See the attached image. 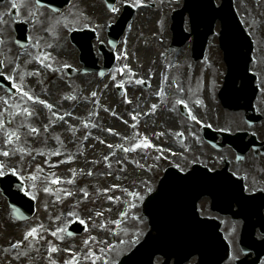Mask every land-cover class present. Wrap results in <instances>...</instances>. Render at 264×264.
<instances>
[{
    "label": "bare ground",
    "instance_id": "bare-ground-1",
    "mask_svg": "<svg viewBox=\"0 0 264 264\" xmlns=\"http://www.w3.org/2000/svg\"><path fill=\"white\" fill-rule=\"evenodd\" d=\"M167 23V22H165ZM166 28V25H165ZM134 29V25H133ZM132 31V30H131ZM157 31H160L157 29ZM152 35L154 32L151 33ZM135 37V36H134ZM128 38L130 39V43H134L135 40L132 36V34H129ZM155 36L149 37V38H143L140 47L141 51L139 50V54L141 56L142 62L148 61L150 57H152L154 54H150L148 50H143V46L152 44L154 42ZM139 42V40H137ZM57 50H60L58 47L56 48ZM186 49L182 50L180 52L183 53L185 52ZM128 55V54H127ZM70 57V56H68ZM158 70V69H156ZM80 87L77 88L79 91H73L72 89L68 90L65 87V82L61 80L60 84H53L49 90H48V97H50L54 91V88L56 91H68L69 95L71 98H74L76 96V101L78 103V109L82 112V114H86L84 109H86L85 103L82 104V101H87L88 98L85 96V90L89 87L88 80H85L82 83H79ZM163 86V85H160ZM159 86V92H162V87ZM89 89V88H88ZM39 103H37L35 109H34V114H32L29 117H25L24 113L20 115H15L14 119H18L20 117L22 118H30L35 121H39L41 118V111L39 110ZM113 110L114 109V101H110L109 103H104L103 105H100L99 108L101 111L105 113V115L109 117L108 112L106 109ZM160 109V108H159ZM155 109L156 115L159 118H163L164 116V110L163 109ZM87 115V114H86ZM91 122V131L95 134L99 133L102 129L101 127L105 126L104 121L101 119L100 115L97 113H93L90 115H87ZM4 116H1V119H3ZM15 124L11 125L10 127H19V129H15V132L19 135L20 139L19 140H13L12 143H9V156L6 158H2V154H0V165H3V169L5 171H10V170H20L19 164L22 165L24 162H28L27 169L24 171V177L28 178L30 183L35 182L36 184V195L39 197L40 202H39V212L37 213L35 219L31 221L30 223L27 224H18V225H12V218H11V213L9 212V208L7 207V204L5 202H0V223L3 224V227L0 228V247H21L23 250H26L28 248V251H30L31 247V242H32V237H29L28 242L24 239V236L32 229V228H37L38 232L41 230L46 231L47 234H44L42 237L47 239V246L48 247H56L59 249V251L55 253H76L78 252L77 249L70 250V251H65L66 249H71V247H78L83 244L84 241L91 240L90 238H95L97 241L100 240V236L102 233L106 232L108 226H112L115 224L118 229L123 230L127 227H131L134 224L129 221L127 218V221L125 225H120V222L122 221L119 219L122 215V212L120 209H117L116 204L112 203L111 201H107L106 204L102 206V208L98 207L97 209H94L91 212H86L84 208H82V211H85V213L77 212L76 215H81L83 216L81 219L84 221L91 220L92 218L89 216L91 215L95 219H98L103 222L102 224H97V225H92L90 227V233L86 235L84 238H79L71 241L70 238L64 237L63 235L57 234V236H53V239H51L52 232H54V228L50 226L49 224L42 225L43 223H46V221L50 218L51 214H54L56 217L55 223H64L66 224V221L68 222V219L65 217V209L71 205V206H79L82 207V201L80 199H73V193L71 191H68V189L59 187V191H57L56 195L53 197V200H55V204L53 200L51 201L50 199L48 200L45 196H47V191L45 189H49L47 186L48 181L51 179H56L59 178L60 183L62 182V178L67 175V179H77L81 177V172L77 169V164L76 165H67L64 166L65 169L68 171H61L59 175H54L55 171L51 170L48 172H45V167L42 164V159L39 157L37 153L34 152V148L36 147L37 139L39 138V135L36 133H30L31 138L27 140V136L29 133L27 132V128L22 126L21 124L18 123L17 120H13ZM28 126L29 123L27 121H24ZM70 124L72 125V121H70ZM63 127L61 125L59 126H53L52 127V132H58V131H63ZM129 130V129H128ZM128 130L125 128V132L127 133ZM30 136V135H29ZM46 157L48 159L47 165L53 166L58 164L61 160L67 157L64 153L68 150H70L71 146L73 143L70 141V139L65 138V137H60V140L56 142L57 137L56 136H50L49 134H46ZM93 140V138H92ZM96 140V139H95ZM129 140V142H132L130 138L126 139ZM95 142V141H94ZM91 143L90 140H88L85 143V150L83 152L86 153L85 155V160L88 158V156L92 155L93 153L97 152L98 149H101V145L96 144L99 142ZM120 142V141H119ZM118 143V142H117ZM116 144V143H114ZM5 148H2L0 150V153L4 152ZM59 152V155H55L54 153ZM62 154L64 156H62ZM84 155V154H83ZM27 156L30 157L29 160H26ZM84 164L83 162H80ZM135 176H125L121 177L122 175L116 174L114 177V180L112 181H104V184H101L100 182H97V186H99L102 191L104 192L105 190H113L115 188L120 187V185L124 186L125 189L128 185L132 186H138L140 183L144 182L147 180L146 174L139 169H136ZM76 172L77 177H74L71 175V172ZM83 172V171H82ZM126 175V173H125ZM32 177H36V179H32ZM77 181V180H75ZM86 183V182H84ZM128 183V184H125ZM85 186V185H84ZM35 187V186H34ZM89 190V187H88ZM34 191V192H35ZM132 191H128L130 193ZM68 193H71V195H68ZM107 193H102L99 196L103 199L105 198L104 195ZM1 198L5 199L3 195L1 194ZM60 196V197H59ZM49 197H52L49 195ZM63 203V204H62ZM54 205H57L59 207V210L56 211V208H54ZM130 209V207H128ZM102 213V215L98 216L97 213ZM39 220L38 222H36ZM104 221H109L108 223H104ZM101 229V230H100ZM129 230H125L122 236L128 235ZM49 233V234H48ZM10 236H13L12 241H8L5 244V241H2L1 238L8 239ZM62 237V239H61ZM101 245H104V240H102ZM38 245H36V248ZM20 251V250H19ZM44 253H47V250L44 251H38ZM2 256V253H0V257ZM17 258L22 259L21 253L19 252ZM4 259V258H3ZM36 259V264H42L44 256L42 257H31L28 260H23L22 264H32L31 260ZM58 259V257H57ZM2 261L0 260V263ZM14 260L11 259L10 264H14Z\"/></svg>",
    "mask_w": 264,
    "mask_h": 264
},
{
    "label": "rangeland",
    "instance_id": "rangeland-1",
    "mask_svg": "<svg viewBox=\"0 0 264 264\" xmlns=\"http://www.w3.org/2000/svg\"><path fill=\"white\" fill-rule=\"evenodd\" d=\"M83 5H85V4L83 3ZM91 14L100 15L101 14V8H98L97 10H94V12H92ZM158 14L161 17L160 13H157V14H154V15H146V11H143L142 15H138V18H139L140 22L134 23L135 26L138 25L140 27V29L139 30H134V31L138 35H142V36H143V34L145 35V30L148 27H151V24L148 22L150 20L149 17L150 16H155V15H158ZM154 18H156V17H154ZM160 19H161L160 23L162 24V22H163L162 17ZM94 23L95 22L93 21L92 25L91 24H87V25H91V28L94 29L95 28L93 26ZM134 31L132 33L133 35H135ZM147 32L149 34H151L152 32H156V29L155 30L154 29L153 30H148ZM163 38L165 39V37H163ZM167 40H168V38H167ZM156 47H160V45H158V44L155 45L154 49ZM157 51L160 52L158 49H157ZM66 55H67V52H66ZM63 58L64 59H68L67 56H64ZM58 60H62V59H58ZM68 60H70V59H68ZM187 65H188V62L185 63V65L182 67V70H186ZM35 73H36L35 71L30 70L29 79L34 77ZM204 74L207 75V79L208 80L211 79L210 73L207 70L204 71ZM182 76L184 77V75H182ZM45 77H46L45 73L41 74L40 82H42ZM79 77H83V76H79ZM79 77H75L73 79H77ZM84 77H88V76H84ZM60 78L63 79V80H66V77L63 74H56L55 76L51 77L50 78V82H49L50 85H48L47 88H46L47 91L51 87V85L54 84ZM83 78L82 79H78L77 81L79 83L85 81ZM88 78L90 79L91 82H93V80L96 79L95 76H89ZM183 81H184L185 85L188 86L190 78H185V79H183ZM93 90H95L94 82H93ZM57 92L58 91H56V89H54V95H56ZM99 92H100V90H99ZM100 93H104V91L101 90ZM57 95H58V103L60 104V106L63 105L62 102L66 106V107H62L61 106L63 112H65L69 108L71 110L74 108V104L71 105L72 101L69 102L68 97L63 98V92L59 91L57 93ZM55 101H56V96H55ZM92 103H96V101L93 100L92 102H89L88 104H92ZM218 109L221 110L220 107H218ZM45 113H46V115H48L47 111ZM80 115H78V121L77 122H75L76 117L74 118V122H72V125L70 124V122L66 121L64 118L61 119V120H63V123H61L62 124L61 126L63 127L64 130L62 132H57V134L55 132L50 133L49 132V128L47 126L43 127L45 132L42 135V138L39 140V142H41L43 144V146L45 147V153H46L45 133L49 134L50 136H56L59 139H60V137H65V138L70 139V141L75 144V149L76 150H74L71 153L66 151L67 155H69V156H68V159H66V158L63 159L64 162L66 164H69V165L70 164H72V165L78 164L77 167L79 168L80 171H87L88 172V170H90L89 168L91 166L88 164L87 159L85 160L86 153L83 152V150H85V146L84 145L86 143L84 141V137L86 136L87 130L85 129L86 126H82V129L80 131L79 126L81 125L80 123L82 121V119L80 118ZM204 117L206 119L207 125H211V126H215V127H217L220 123H222V121H225V120L228 119L227 117L224 118V117L221 116V111H217V115H216V114L212 113L209 110L208 111L205 110ZM230 119H232V118H230ZM34 124H36V123H34ZM44 130H42V131H44ZM137 144H139V143L137 142ZM38 145H40V143ZM159 151H160V149L157 150V152H159ZM157 152H155L156 154L149 155V154H145V152L143 153V151L140 150L139 148H136L131 153H128V154H126L124 156H120L117 159H111L110 166L112 167L113 163L116 162L119 166H121V168H122L121 171L117 170V169L110 170L111 168L110 169L109 168H104L103 169L102 165H99L98 167L94 168V171H92V174L90 175V177L86 178V179L85 178L84 179L77 178V179H74V180L67 179L65 181V179L67 178V175H66L65 177L62 178V182L58 183V184H52L51 181L53 179H51L47 183V186L49 188V194L55 195L57 193L56 189L58 191L59 185H60V187L68 189V191H71L73 193V199H80V201L84 202L83 208L90 209L92 207H95L93 198H95L94 196H96L98 191H99V188L96 187L97 182H100L101 184H104V179H103L104 175L103 174H106V175H112V174L113 175L114 174L121 175V174H123L121 177H125V176H131L132 177V176H135V173H136L135 168H136V169L143 170L144 173L146 172L145 173L147 175L146 178L148 177L147 178V183H148V181L150 182V184L139 186V188L136 189L137 196L140 197V199H141L146 193H148L150 191V189L156 184L157 179L159 178L158 177L159 173L158 172H153L151 169L153 167H157V166L160 168V167H162L161 164L164 161H168L169 160V153H166L163 157H160V154H157ZM41 153H42L41 156H42V158L44 160V162H42V163H44L45 172L54 170L55 171L54 175H59L61 173V171H63V170L64 171H68L67 169L64 168V166H66L65 163H63L62 165H59V163L62 162V160L56 165H53V166L47 165L48 159H47V157H44V155H45L44 152H41ZM138 155H139V158H137ZM95 156L96 155H93V158ZM157 158H159V159H157ZM80 162H83L84 164H82ZM133 165L135 167L134 169L132 168ZM19 166L21 167L22 165L19 164ZM56 167H58V169H55ZM140 170H137V171H140ZM125 173H126V175H125ZM71 175L74 176V177H77L76 172L72 171ZM75 180H77V181H75ZM68 181H73V182L72 183H68ZM84 182H86V183H84ZM29 186H30L31 194L37 200L38 197L35 195L36 194V191H35L36 190V184H35V182H32L31 184H29ZM90 186L92 187V192H89V190H86V188H88ZM85 192L88 193L87 196L84 195ZM91 195H92V197H91ZM96 198H97V196H96ZM129 201L130 200L128 198H126V202H129ZM134 202H135V203H133L134 205H132L131 207H134L135 210L131 209V211L129 213H131L132 215H136L137 216L136 219L139 220V223L141 225L140 226L137 225L134 228H133V226L125 228V230L131 231V232H129L128 235L124 236L125 240L129 242V245H130V240L132 241L135 237L138 238V233L146 231V225L142 224L141 218H140L141 217L140 203H139L138 200L134 201ZM126 204H132V203H126ZM118 205H119L118 208H120V211H123V210L125 211L127 209L126 206H130V205L121 206V203H119ZM203 207H206V205H202V207H201L202 208V212L205 213ZM66 211H68L69 213H73L74 212V208L72 206H69ZM134 221L135 220H133L132 222L134 223ZM25 222H27V221H25ZM25 222H22V224L25 223ZM51 224L54 225L52 222H51ZM2 227H3V224L0 223V228H2ZM57 228L60 229L61 227L58 226ZM233 229H234V227L226 229L227 235L229 237H231V238H234V236H230L229 235L231 230H233ZM41 236H43V235H41ZM105 236L109 237V234L105 233ZM121 237H122V233L117 236V238H121ZM10 238H13V236H10L8 239H10ZM8 239L1 238L2 241H5V244L8 242ZM92 241H94V240H92ZM92 243L93 244L94 243L97 244L95 241L92 242ZM30 244H31V247L29 249L30 251L21 250V256H22L23 260L30 259L31 258L30 257L31 254H33L40 247H42V244L46 245V239H43V238H41L40 236L37 235L36 238L32 239V242ZM36 245H38L37 248H36ZM97 246L101 247L103 245L97 244ZM14 249L19 250V247L18 248H14V247L10 248V252L6 253L7 256L5 257V263L10 262L9 260L12 259V260L15 261L14 264H22L23 260L20 259V258L19 259L17 258L19 252L16 253ZM82 249H84V248H82ZM87 251L88 252L91 251V252L95 253V252H98V249H95L94 247L90 246L89 248H87ZM48 253H50V251H48ZM121 254L122 253H119L117 250H115L113 252L112 256H111L110 253H107L106 254V258L108 259L110 257H113V259H116ZM28 255H29V257H28ZM56 262H57L56 258H53V257L50 256V258H48V260L44 259L43 264H57ZM89 262H90V259H88V260L84 259L83 260V264H89ZM31 263L32 264H36L34 259L31 260Z\"/></svg>",
    "mask_w": 264,
    "mask_h": 264
},
{
    "label": "water",
    "instance_id": "water-1",
    "mask_svg": "<svg viewBox=\"0 0 264 264\" xmlns=\"http://www.w3.org/2000/svg\"><path fill=\"white\" fill-rule=\"evenodd\" d=\"M214 184L220 189L227 186L223 174L215 176ZM212 191L209 177L204 173L178 185L173 183L171 175H168L161 182L160 191L148 198L145 203L144 213L157 235H148L145 242L137 248L134 252L138 254L136 263L140 264L141 260L150 262L156 253H164L168 258L174 257L179 263L195 253L202 255V260L206 263H221L226 252L224 244L220 242V237L216 236L214 229L198 220L195 214V202L202 195L210 194ZM213 195L218 199L217 193L214 192ZM238 206V215H243L247 222L243 241L251 249L258 248L259 244L253 239L252 234L256 227L264 230V219L261 217L263 208L257 209L253 204ZM254 218L257 220L253 221ZM208 234L216 239L215 242ZM255 253L256 260L249 264H256L258 258L264 254V244L263 248Z\"/></svg>",
    "mask_w": 264,
    "mask_h": 264
},
{
    "label": "snow or ice",
    "instance_id": "snow-or-ice-1",
    "mask_svg": "<svg viewBox=\"0 0 264 264\" xmlns=\"http://www.w3.org/2000/svg\"><path fill=\"white\" fill-rule=\"evenodd\" d=\"M37 3H39V0H37ZM11 6H12L13 9H16V8L18 7V5H17V3H16V0H13ZM0 22H3V21H2V18H0ZM0 42H2V41H0ZM17 43H18V41H17ZM37 59H39V60H40V63L43 64L45 67H50V65H47V64L45 63V61L48 59V56L38 57ZM0 63H2V62H0ZM0 76H2V73H0ZM7 79H9L10 81H13V83H11L10 87L16 89L17 92L20 93L21 99L27 98L28 101H32L33 103H39V104H42V105H44V106H45L46 108H48V109H51V108H52V105H51V104H48L46 101H44V100H40L39 98L32 96L28 91L24 90V89H23V84H22V83H17V82H15V78H14L12 75H9V76L7 77ZM20 79H21V81H22V80H23V77H21ZM137 83H138V84H143L144 81H143V80H138ZM121 87H122V85H121ZM92 95L95 96V93H92ZM0 99H2V98H0ZM3 103H4L5 105H8V108H9V109L13 107V105L9 104L8 100H3ZM178 103H183V102H182V101H178ZM155 107H156V106L153 105V109H155ZM23 112H24L25 114H27L28 116H31V115H32V113H31L27 108H24V109H23ZM17 114H18V113H17ZM9 115H11V113H9ZM0 116H3V113H0ZM135 118H136V117H133V119H135ZM60 119H63V117H60ZM192 119L195 120L196 118L193 116ZM4 126H5V122H4V120H3V119H0V129H3ZM22 126H23V125H22ZM30 131H31V133H36V132H38V129H36V128H31ZM109 131H111V130H109ZM6 136H7V141H8V143H12L13 140H19V139H20L19 135H18L15 131L7 132V133H6ZM85 139H86V138H85ZM102 142H103V141H102ZM108 147L111 148L112 145H108ZM121 147H123V146H121ZM141 147H145V148L150 147V143H149V141H148L147 139H145V140L143 141L142 144H136L134 148H131V149H129V148H125L124 150H125V151H134L136 148H141ZM0 154H2V155L5 156V157L9 156V152H8V151H4V152H2V153H0ZM41 154H42V153H41ZM54 154H55V155H59L60 153H59V152H56V153H54ZM106 159H107V158H106ZM3 167H4L3 165H0V169H2ZM4 174H5V173H4L3 171H0V176H3ZM13 174H16L15 171H13ZM89 175H91V173H89ZM32 179H36V177H32ZM72 182H73V181H68V183H72ZM51 183H52V184H58V183H60V180H59V178H56V179H53V180L51 181ZM45 190L48 191V189H45ZM68 195H71V193H68ZM84 195L87 196L88 193L85 192ZM131 195L135 196L136 193H131ZM109 199H112V197H109ZM97 215L100 216V215H102V213H99V212H98ZM79 223L83 224L84 221H83V220H80ZM58 232H64V229H63V228L57 229V231L52 232L51 235H52V236H57V233H58ZM37 233H38V229H37V228H32V229H31V230H30V231L24 236V239H25V240H28L29 237L36 238ZM68 235H71V233H68ZM61 239H62V237H61ZM93 239H94V238H93ZM85 245H88V241H85ZM49 251H50L51 253H55V252L59 251V249H57L56 247H50V248H49ZM65 251H70V249H66ZM103 251H104V249H101V252H103ZM83 259H85V260L90 259V260H91V264H97V261H98V260H101L102 257H100V256H96L93 252L89 251V252L83 257ZM65 264H80V258L77 257L76 254H72L70 260L66 261ZM105 264H107L106 261H105Z\"/></svg>",
    "mask_w": 264,
    "mask_h": 264
}]
</instances>
